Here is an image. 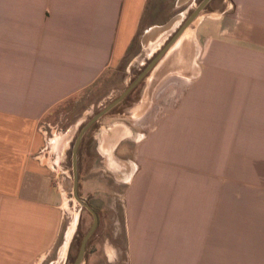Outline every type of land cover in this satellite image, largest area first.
Listing matches in <instances>:
<instances>
[{
  "label": "crops",
  "instance_id": "1",
  "mask_svg": "<svg viewBox=\"0 0 264 264\" xmlns=\"http://www.w3.org/2000/svg\"><path fill=\"white\" fill-rule=\"evenodd\" d=\"M196 2L0 0V264H38L62 229L64 198L38 155L49 143L41 120L129 53L169 41ZM205 9L144 76L135 109L144 130L112 117L80 143L82 194L123 198L125 257L122 245L104 243L111 264H264V0H210ZM194 40L204 50L189 66L177 49ZM155 89L163 113L152 118ZM92 204L90 237L103 220Z\"/></svg>",
  "mask_w": 264,
  "mask_h": 264
},
{
  "label": "rangeland",
  "instance_id": "2",
  "mask_svg": "<svg viewBox=\"0 0 264 264\" xmlns=\"http://www.w3.org/2000/svg\"><path fill=\"white\" fill-rule=\"evenodd\" d=\"M200 1L201 0H197L196 4H194L189 9L187 16L192 13L193 9ZM205 13H208L207 9L203 10L200 15H204ZM207 19L209 20V18ZM183 21L184 20H182V22ZM195 24L196 22H193L191 25L194 30L196 27ZM168 39L166 41L164 38L160 39L159 41L152 44L151 47L143 50L140 57L133 60L130 58L129 53L119 65V67L107 73L98 85L84 90L80 94L64 102L62 105L57 106L53 113H51L46 119L41 120L39 128L47 132L49 143H47V145L38 155L42 156L43 162H47L53 166L52 184L58 188L64 198V220L57 243L52 248V251L46 255V257L38 260V264H73L79 253L82 240L94 221L92 211L80 200H78L74 194L72 151L74 142L81 128L96 113L102 110L112 100L117 98L124 91V89H126L127 86L133 82V80L140 74L146 64L150 62L152 57L167 43ZM152 48L155 49L154 52H152ZM171 48L169 50L173 51L175 46L172 49ZM177 50L180 55L188 51V64L190 66L192 61L191 55L193 54L192 57H194L195 54L199 55L204 49L198 40L197 42L194 40L191 43L188 42V46L185 44L179 46ZM151 53H153V55H151L149 58ZM128 65H130L129 70H127ZM193 65L195 64L193 63ZM148 75L146 77H148ZM142 80L143 78L140 80V82ZM147 81L148 80L146 78L145 81L141 82V85H139L140 82L136 84V86L125 96L121 102L116 104L111 110L108 111V113L100 117L99 120L91 124L86 130L87 132L84 134L81 142L88 144V141L93 137L94 132L98 131L100 125L110 122L113 120L112 117L119 119L122 118L125 121L128 120V122H131L130 124H132L134 128L137 126L143 131L144 127L137 123L135 109L139 108L137 106L139 104L138 99L141 97L143 92L142 90L144 89ZM158 83L159 80L156 85H158ZM138 86L139 90L137 89ZM138 93L139 98L137 97ZM155 95L156 89L152 91L151 97V99L155 101L145 113L146 116H151L152 118L154 114L160 115L163 113V111H160V107L155 106V103L160 100L158 97H155ZM130 109H132V111H130ZM124 111L127 112L123 113ZM68 129L70 131L67 133ZM149 129L150 127H148V130ZM64 133L66 135H62ZM57 137H60L59 142L61 146L63 143L66 144V140H69L68 147L65 149V154L60 153V150L62 149L60 145L55 146L53 143H50L51 140L53 142L56 141ZM117 159L118 161L120 160V158ZM112 166H114V164H112ZM105 170L106 172L111 173V178L114 180L117 178L119 179L120 177L124 178V172L122 169L115 171L112 169L113 172L109 169ZM200 173L202 172L190 171L188 172V177H215L214 172L208 176ZM79 193L80 196L89 204L95 202V206L98 207L97 210L99 209L98 212L103 216L102 226L100 225L102 229L90 237L91 239L88 241L86 254L80 264H111V262L106 261L108 260V257L105 254L104 243L107 245H122V252L119 253V258L121 259L125 257L123 246L125 245V235L122 234L121 231V229L123 230V223L121 224L123 220L122 195L112 193V196H109V201L107 202L99 201L94 198L92 200L87 194H82L83 192L80 190V185ZM114 219H119V222L114 223ZM116 228H118V232L115 231ZM68 247L70 248L69 250ZM120 262L121 261L115 264H120Z\"/></svg>",
  "mask_w": 264,
  "mask_h": 264
},
{
  "label": "water",
  "instance_id": "3",
  "mask_svg": "<svg viewBox=\"0 0 264 264\" xmlns=\"http://www.w3.org/2000/svg\"><path fill=\"white\" fill-rule=\"evenodd\" d=\"M210 0H201L200 3L196 6V8L192 11V13L188 16V19L185 21V23L179 28V30L173 35V37L167 42V44L156 54V56L145 66V68L140 72V74L133 80V82L127 86V88L114 100H112L108 105H106L102 110H100L98 113H96L80 130L74 145H73V151H72V161H73V171H74V194L80 200L84 205H86L94 214V222L92 227L89 229V231L85 234L79 253L73 262V264H80L84 258L87 243L88 240L95 230L97 223H98V214L94 210V208L86 202L79 193V173H78V158H79V147L80 143L82 141V138L88 129V127L98 120L102 115H104L106 112H108L110 109H112L116 104L121 102L125 96L140 82L142 78L147 74L149 70H151L156 62L160 59V57L168 50L170 45L180 36V34L183 32V30L189 26L201 13V11L205 8V6L208 4Z\"/></svg>",
  "mask_w": 264,
  "mask_h": 264
},
{
  "label": "bare ground",
  "instance_id": "4",
  "mask_svg": "<svg viewBox=\"0 0 264 264\" xmlns=\"http://www.w3.org/2000/svg\"><path fill=\"white\" fill-rule=\"evenodd\" d=\"M201 18H202V17L200 16V18H199L197 21H199ZM196 19H197V18H196ZM196 19H195V20H196ZM195 20H194V21H195ZM189 26H190V25H189ZM189 26H188V27H189ZM188 27H187V28H188ZM192 34H193V32H191V30H190V38L193 37ZM190 38H189V39H190Z\"/></svg>",
  "mask_w": 264,
  "mask_h": 264
}]
</instances>
